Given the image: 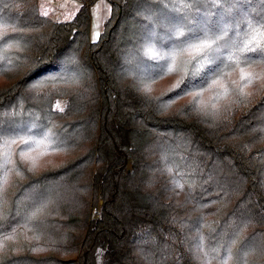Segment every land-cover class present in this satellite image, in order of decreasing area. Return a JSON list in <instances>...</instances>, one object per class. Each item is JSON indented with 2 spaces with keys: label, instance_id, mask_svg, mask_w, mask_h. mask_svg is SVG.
I'll list each match as a JSON object with an SVG mask.
<instances>
[{
  "label": "trees",
  "instance_id": "16d2710c",
  "mask_svg": "<svg viewBox=\"0 0 264 264\" xmlns=\"http://www.w3.org/2000/svg\"><path fill=\"white\" fill-rule=\"evenodd\" d=\"M97 1L62 21L0 0L3 142L48 136L65 156L8 182L0 159V264H264V83L192 96L264 68V0H107L91 41ZM193 45L215 51L176 63Z\"/></svg>",
  "mask_w": 264,
  "mask_h": 264
},
{
  "label": "rangeland",
  "instance_id": "374dc122",
  "mask_svg": "<svg viewBox=\"0 0 264 264\" xmlns=\"http://www.w3.org/2000/svg\"><path fill=\"white\" fill-rule=\"evenodd\" d=\"M40 11L43 14L49 15L53 18H57L62 21H69L73 18L75 12L82 4V0H38ZM110 12L109 3L107 0H98L91 7V24H90V40L97 41L103 30L104 20L108 17ZM196 45L191 46L188 49H184L178 52L175 56L176 63L179 65L183 64V57L187 56L189 53L197 50ZM182 54V55H179ZM245 73L252 74V81L249 83L247 81H241V69L233 71L231 74L224 78L216 80L210 87L200 91L201 95L195 96L198 103L204 107L216 106L218 103L213 102L211 98L214 96L215 92H219V103L226 101L236 89H251L260 86L264 83V68L261 66H250L247 69H243ZM172 75L166 76L159 82H155L146 85L145 90L151 94H161L169 91L173 88L179 78L178 68ZM2 79L0 78V81ZM221 93V95H220ZM226 93V94H225ZM228 93V94H227ZM232 93V94H231ZM231 94V95H229ZM190 96V97H192ZM194 98V97H193ZM30 138V137H29ZM24 141H30L28 138L19 137L15 140H11L9 143L4 144L0 148V154L3 156L4 152L8 155L2 158V163L6 167V177L5 182L11 181L18 172L17 168L19 163L25 165L29 170L33 172H39L41 170L53 167L61 163L65 156L61 152L52 148V140L48 136L35 138L32 141L36 143L31 147H25Z\"/></svg>",
  "mask_w": 264,
  "mask_h": 264
},
{
  "label": "snow or ice",
  "instance_id": "6c2138e0",
  "mask_svg": "<svg viewBox=\"0 0 264 264\" xmlns=\"http://www.w3.org/2000/svg\"><path fill=\"white\" fill-rule=\"evenodd\" d=\"M181 35H183V34H181ZM258 35H259L260 39H264V33H260ZM253 41H256V47H250L252 45ZM259 47H260V43H259V40L257 39V35H254L252 37V39L248 41L247 44H244L243 45L244 50L249 51V52H256V49L259 48ZM198 51H205V53L207 55V53L209 51H215V50H213L211 48V45H202L201 48L198 49ZM258 55H264V49H262L258 53ZM208 63L211 64V61L209 60ZM199 67L200 68H203L204 65H199ZM214 70L215 69H212V68L209 69V71H214ZM197 75H198V70H194L193 73H192V76L193 77H196ZM201 78H203V77H201ZM240 79H241V81H247V82L250 83L252 81L253 77H252V74L251 73H245L244 70L241 69ZM178 86L179 85H177L176 87H178ZM197 95L199 96L201 94L200 93H197ZM61 111H62V109H61ZM2 138H3V132L0 131V148H2L4 146V142H3V139ZM23 143H24L25 147H31L36 142L35 141H24ZM7 155H8V153L7 152H4L3 153V156H0V159L6 157ZM0 167H2V165H0ZM225 264H226V262H225Z\"/></svg>",
  "mask_w": 264,
  "mask_h": 264
},
{
  "label": "water",
  "instance_id": "95a60500",
  "mask_svg": "<svg viewBox=\"0 0 264 264\" xmlns=\"http://www.w3.org/2000/svg\"><path fill=\"white\" fill-rule=\"evenodd\" d=\"M75 259V258H74Z\"/></svg>",
  "mask_w": 264,
  "mask_h": 264
}]
</instances>
